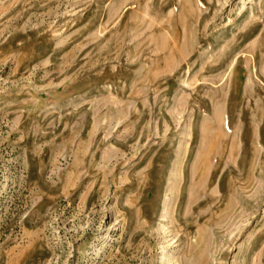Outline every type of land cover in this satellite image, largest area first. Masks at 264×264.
<instances>
[{
	"label": "rangeland",
	"instance_id": "rangeland-1",
	"mask_svg": "<svg viewBox=\"0 0 264 264\" xmlns=\"http://www.w3.org/2000/svg\"><path fill=\"white\" fill-rule=\"evenodd\" d=\"M0 264H264V0H0Z\"/></svg>",
	"mask_w": 264,
	"mask_h": 264
}]
</instances>
